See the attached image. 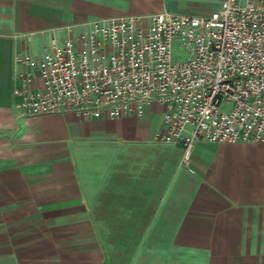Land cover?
I'll use <instances>...</instances> for the list:
<instances>
[{"label": "crops", "instance_id": "crops-1", "mask_svg": "<svg viewBox=\"0 0 264 264\" xmlns=\"http://www.w3.org/2000/svg\"><path fill=\"white\" fill-rule=\"evenodd\" d=\"M222 0H0V264H264V143L155 140L142 117L29 116L26 67L97 20L207 17ZM35 85L40 86L36 78Z\"/></svg>", "mask_w": 264, "mask_h": 264}, {"label": "built area", "instance_id": "built-area-1", "mask_svg": "<svg viewBox=\"0 0 264 264\" xmlns=\"http://www.w3.org/2000/svg\"><path fill=\"white\" fill-rule=\"evenodd\" d=\"M175 43L187 49L186 60L173 57ZM16 61L26 67L14 90L25 115L113 120L142 117L156 102L164 132L155 140L179 144L180 165L191 173L199 141L264 143V0H222L207 17L97 20L39 60Z\"/></svg>", "mask_w": 264, "mask_h": 264}, {"label": "rangeland", "instance_id": "rangeland-1", "mask_svg": "<svg viewBox=\"0 0 264 264\" xmlns=\"http://www.w3.org/2000/svg\"><path fill=\"white\" fill-rule=\"evenodd\" d=\"M173 57L178 59L179 62L184 61L188 58L187 49L180 48V46L175 43L173 45ZM225 110L229 109L227 106L224 107Z\"/></svg>", "mask_w": 264, "mask_h": 264}]
</instances>
